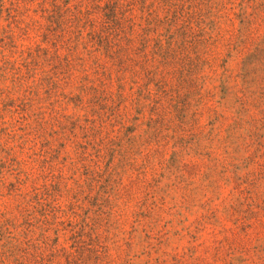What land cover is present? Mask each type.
<instances>
[{
  "label": "trees",
  "instance_id": "obj_1",
  "mask_svg": "<svg viewBox=\"0 0 264 264\" xmlns=\"http://www.w3.org/2000/svg\"><path fill=\"white\" fill-rule=\"evenodd\" d=\"M212 4L211 145L223 146L230 163L225 166L229 176L218 187L228 194H218L211 215V264H264V0ZM202 6L197 0H0L11 32L30 43L17 60L0 68L1 80H11L21 94L12 103L13 113L24 125L42 91L51 101L82 68L93 93L85 103L84 168L108 172L102 147L112 137L120 140L119 113L130 100L128 87L133 90L143 81L148 95L130 100L131 105L138 115L150 108L151 122H157L163 98L175 93L169 77L186 64L192 47L203 44ZM200 67L201 62L195 65ZM22 131L24 150L36 141L30 140L35 130L24 126ZM31 158L13 160L16 177L8 196L15 215L0 224V264H116L107 243L104 205L98 204L107 193L102 174L94 173L89 185L102 190L93 198L94 212L84 209L90 192L64 206L55 187L28 185L22 166ZM193 259L192 264H204L202 257ZM155 264L183 261L175 253Z\"/></svg>",
  "mask_w": 264,
  "mask_h": 264
},
{
  "label": "rangeland",
  "instance_id": "obj_2",
  "mask_svg": "<svg viewBox=\"0 0 264 264\" xmlns=\"http://www.w3.org/2000/svg\"><path fill=\"white\" fill-rule=\"evenodd\" d=\"M197 1L203 3V44L192 47L186 64H179L177 73L169 77L175 93L163 98L157 122H151L150 108L138 115L131 105L130 100L148 95L143 81L133 90L128 87L130 100L119 113L120 140L112 137L102 147V166L109 168L108 172H85L80 147L86 142L85 103L93 93L82 68L76 69L51 101L45 100L42 91L25 114L24 125L12 106L21 94L13 89L11 80L0 78V224L15 215L8 196L16 177L13 160L32 157L22 166L30 177L28 185L55 187L64 206L76 195L83 200L90 192L83 200L84 209L94 212L93 198L102 190L100 185L92 190L89 185L94 173L102 174L107 193L99 196L98 204L104 205L107 243L116 264H155L175 253L183 264H192L193 256L211 264V215L219 203L218 194H228V189L218 187H223L221 180L229 176L225 166L230 159L223 146L211 145V9L215 0ZM29 45L11 32L7 13L0 14V68L6 61L17 60ZM225 54L223 51L220 60ZM199 62L201 67L195 68ZM149 88L155 93L154 85ZM79 97L83 99L80 107ZM24 126L35 130L30 140L36 141L22 150ZM155 133L160 134L158 139L153 137ZM211 151L215 153L212 158ZM232 170L230 167L228 172Z\"/></svg>",
  "mask_w": 264,
  "mask_h": 264
}]
</instances>
